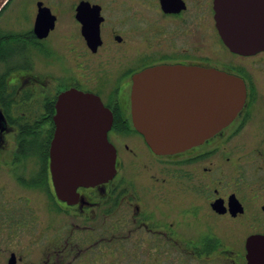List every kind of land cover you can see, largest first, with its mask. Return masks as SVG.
<instances>
[{
	"label": "flooded vegetation",
	"instance_id": "flooded-vegetation-1",
	"mask_svg": "<svg viewBox=\"0 0 264 264\" xmlns=\"http://www.w3.org/2000/svg\"><path fill=\"white\" fill-rule=\"evenodd\" d=\"M219 49L233 61L216 57ZM261 54L224 44L215 0H7L0 264H249L248 243L264 237V87L243 64ZM157 67L236 75L244 107L204 142L158 155L135 128L131 101L134 77ZM190 80L176 100L163 98L185 118L196 99ZM74 90L99 99L111 118L116 173L59 195L60 166L85 155V133L75 132L86 130L85 117L59 107Z\"/></svg>",
	"mask_w": 264,
	"mask_h": 264
},
{
	"label": "water",
	"instance_id": "water-1",
	"mask_svg": "<svg viewBox=\"0 0 264 264\" xmlns=\"http://www.w3.org/2000/svg\"><path fill=\"white\" fill-rule=\"evenodd\" d=\"M6 1L0 0V8ZM215 11L218 31L231 52L242 56L264 52V0H215ZM191 77L196 99L185 118L174 107H164L163 98L166 102L169 98L176 100L180 87L188 91ZM169 87L174 89L169 91ZM246 98L244 80L233 74L203 68H152L134 77L133 123L153 152L175 154L204 142L229 125L243 109ZM59 107L80 110L86 119V130L75 131L85 133V140L78 143L85 147V155L80 156V163L71 159L60 166L55 177L59 195H72L80 186L107 182L116 173V154L108 155L106 133L111 118L102 102L74 90L61 96ZM248 252L249 264H264V237L251 240Z\"/></svg>",
	"mask_w": 264,
	"mask_h": 264
},
{
	"label": "rangeland",
	"instance_id": "rangeland-1",
	"mask_svg": "<svg viewBox=\"0 0 264 264\" xmlns=\"http://www.w3.org/2000/svg\"><path fill=\"white\" fill-rule=\"evenodd\" d=\"M14 7H15V9L13 10V13H15L16 15H19L22 13L18 9V5H17L16 1L14 2ZM27 12L32 13V8L29 7ZM215 55H216V57L220 58V60L233 61V56L231 55V53L226 52L222 49L217 50L215 52ZM243 65L248 66V68L252 72L253 76L257 77L261 81V83H263V87H264V53L259 55L258 57L252 58L250 60H246L245 64H243ZM262 92L264 93V89L262 90ZM179 262L181 264H191V263H189L191 261H186V260L178 261L176 264H179ZM129 264H136V262L131 260V261H129Z\"/></svg>",
	"mask_w": 264,
	"mask_h": 264
},
{
	"label": "bare ground",
	"instance_id": "bare-ground-1",
	"mask_svg": "<svg viewBox=\"0 0 264 264\" xmlns=\"http://www.w3.org/2000/svg\"><path fill=\"white\" fill-rule=\"evenodd\" d=\"M165 107H167V106H165Z\"/></svg>",
	"mask_w": 264,
	"mask_h": 264
}]
</instances>
